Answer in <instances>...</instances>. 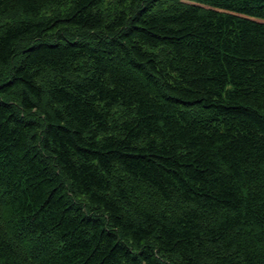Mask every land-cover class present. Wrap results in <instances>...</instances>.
Listing matches in <instances>:
<instances>
[{"label":"trees","instance_id":"1","mask_svg":"<svg viewBox=\"0 0 264 264\" xmlns=\"http://www.w3.org/2000/svg\"><path fill=\"white\" fill-rule=\"evenodd\" d=\"M0 264H264V0H0Z\"/></svg>","mask_w":264,"mask_h":264},{"label":"bare ground","instance_id":"2","mask_svg":"<svg viewBox=\"0 0 264 264\" xmlns=\"http://www.w3.org/2000/svg\"><path fill=\"white\" fill-rule=\"evenodd\" d=\"M140 257V256H139Z\"/></svg>","mask_w":264,"mask_h":264}]
</instances>
